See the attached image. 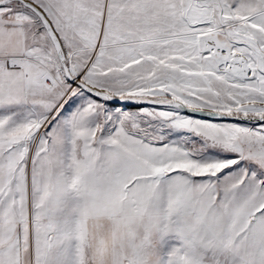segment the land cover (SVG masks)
I'll return each instance as SVG.
<instances>
[{
    "label": "snow or ice",
    "instance_id": "obj_1",
    "mask_svg": "<svg viewBox=\"0 0 264 264\" xmlns=\"http://www.w3.org/2000/svg\"><path fill=\"white\" fill-rule=\"evenodd\" d=\"M0 264H264V0H0Z\"/></svg>",
    "mask_w": 264,
    "mask_h": 264
}]
</instances>
